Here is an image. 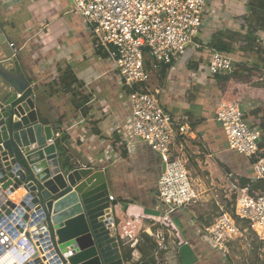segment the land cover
<instances>
[{
	"label": "crops",
	"instance_id": "1",
	"mask_svg": "<svg viewBox=\"0 0 264 264\" xmlns=\"http://www.w3.org/2000/svg\"><path fill=\"white\" fill-rule=\"evenodd\" d=\"M249 1L208 0L195 39L199 60L177 62L160 86L164 109L190 125V133L179 139L175 155L186 162L193 185L198 187L194 186L197 203L171 217L187 245L181 246L178 254L170 250L164 264L222 263L223 258L198 239L197 229L208 226L199 206L205 209V194L209 191L226 188V168L244 180L251 175L249 164L228 150L224 133L215 122L212 104L223 99L207 68L212 38L246 36L248 26L241 21L248 17ZM0 28L19 49L16 58L32 76L36 100L43 114L56 121V133L64 134L63 142L74 161L108 171L109 196L122 204L125 215L140 218L144 227L150 222H162L164 212L157 208L156 199L163 171L159 156L143 142L135 144L131 155L123 151V142L114 144L118 136L112 133L113 128L124 124L130 115L127 97L112 64L97 52L96 41L82 19L72 12L70 0H0ZM254 34L259 55L242 51L238 45L232 53L223 54L229 55L234 64L247 65L262 75L258 80L247 77L248 83L243 86L244 82L237 83V87L247 90L239 101L248 106L245 115H254L256 119L251 122L260 125L264 124V30L255 29ZM190 64L194 66L193 73L187 69ZM188 90L198 92L189 99ZM252 91L255 97L250 95ZM120 250L123 256L121 246ZM138 253L132 264L138 263Z\"/></svg>",
	"mask_w": 264,
	"mask_h": 264
},
{
	"label": "built area",
	"instance_id": "2",
	"mask_svg": "<svg viewBox=\"0 0 264 264\" xmlns=\"http://www.w3.org/2000/svg\"><path fill=\"white\" fill-rule=\"evenodd\" d=\"M72 12L82 19L103 54L112 64L121 88L127 97L130 115L112 133L118 136L114 143L123 142L124 152L131 155L135 144L143 142L157 153L164 170L157 182V208L164 212L162 222H150L144 227L142 220L125 215L123 206L113 196L108 197L114 218V233L122 248L146 246L150 238L155 248L151 251L156 264L168 260L170 250L178 254L187 245L178 228L171 221L180 209L193 206L198 194L186 168V162L175 155L181 137L190 133L186 121L176 120L165 111L160 96L155 91H145L150 80V70L145 55L154 61V69L161 73L170 70L180 61L186 49H198L195 39L202 25L208 0H70ZM250 14V13H249ZM16 56L19 49L9 44ZM207 68L211 76L230 75L234 62L227 54L208 50ZM149 67V66H148ZM143 88V89H142ZM248 106L237 101L220 100L214 119L224 133L228 150L241 156L248 164L249 182L240 189L231 213L220 208V215L211 225L197 229L200 242L219 254L223 260L230 257L231 245L242 237V231L252 232L258 242L264 243V194L252 190L257 182L264 183V157L259 150L264 147V129L248 122ZM59 134H56L58 136ZM83 168H92L81 165ZM238 222L245 223L241 230ZM15 226V223H11ZM0 222V264L9 251H14L11 263L28 262V242L23 234L12 239ZM10 244L9 249L5 246ZM126 264H132L126 261Z\"/></svg>",
	"mask_w": 264,
	"mask_h": 264
},
{
	"label": "water",
	"instance_id": "3",
	"mask_svg": "<svg viewBox=\"0 0 264 264\" xmlns=\"http://www.w3.org/2000/svg\"><path fill=\"white\" fill-rule=\"evenodd\" d=\"M9 44L0 28V222L12 239L26 238L25 264H126L108 171L74 161Z\"/></svg>",
	"mask_w": 264,
	"mask_h": 264
},
{
	"label": "trees",
	"instance_id": "4",
	"mask_svg": "<svg viewBox=\"0 0 264 264\" xmlns=\"http://www.w3.org/2000/svg\"><path fill=\"white\" fill-rule=\"evenodd\" d=\"M249 13L248 17H246L244 20L241 21L242 25H247L248 30L246 33V36H239L236 34H231L229 36L222 37L221 35H217L214 38H212L210 42V47L219 52V53H232L234 51V47L238 45L239 49L242 51H251L256 54H260L261 51L256 50V45L258 43V38H256L254 31L255 29H261L264 30V0H250L249 1ZM248 20H253L254 29L250 26L252 25V22H248ZM239 37V39H237ZM237 43V44H234ZM243 45V46H242ZM97 52L102 54V50L100 47L96 45ZM170 69V67H163L161 70V73L163 75L166 74V72ZM256 71V72H255ZM247 77L253 80H258L262 77L261 74L257 73V69H253L251 67H248L247 65H237L234 64L233 71L230 75H223V76H212V79L217 82L219 93L221 95V98L226 101H240L242 98V94L246 93L247 90L244 88H241L244 84L248 83ZM242 83V86L237 87V83ZM232 87V88H230ZM255 91V90H254ZM254 91L250 92V95L254 96ZM256 96L259 95V92L255 91ZM245 119L248 122H251V119H256L254 115L247 114L245 116ZM181 123V121H180ZM259 125V124H258ZM261 128H264V124L259 125ZM259 155L264 157V147H261L259 150ZM243 186H246L249 184L247 180L241 179L240 180ZM259 194H264V183L257 182L252 185V189ZM146 246H138L137 253L140 254V258L137 261L136 264H156L153 256L151 255V251L155 248L154 242L148 238L145 237ZM140 249L144 251H139ZM134 249L130 248H123V257L125 261H131L133 257H135L137 254H133ZM148 253V254H147Z\"/></svg>",
	"mask_w": 264,
	"mask_h": 264
},
{
	"label": "rangeland",
	"instance_id": "5",
	"mask_svg": "<svg viewBox=\"0 0 264 264\" xmlns=\"http://www.w3.org/2000/svg\"><path fill=\"white\" fill-rule=\"evenodd\" d=\"M248 22H252V25L250 27L254 29L255 27L253 25L254 24L253 20L251 21L248 20ZM192 59L197 60L198 57H197V54H195V50L193 46H189L186 49L184 55L181 57L179 62H181L182 64L184 63L187 64ZM145 60H147V62L149 61L148 62L149 67L147 66V68L151 72H150V80L143 88L145 91L147 90L155 91L160 97L161 96L163 97L164 92H162L160 86H162L161 85L162 80L166 81L165 79H166V75L168 74V71L166 72L165 75L160 74V72H158L157 69L153 68L154 61L152 59H150L149 57L145 55ZM191 64L196 65L197 62L195 61L194 63V61H192ZM191 64L190 66H188L187 69L193 73L195 70H194V66H192ZM196 92L198 91H195L192 94L191 90H188L187 94L189 95V99H192L193 97H195L194 94H196ZM216 103L214 102L212 104V106L215 107V110L218 104ZM175 120L176 122L181 121V119H175ZM203 153L207 155L204 151ZM188 169L190 168L188 167ZM226 170H227L226 171V184H225L226 188H222V189L215 188L209 191L208 194H205V200H206V202L204 203L205 209L201 206V204L199 206V210H203V213H204V217H205L204 224L211 225L214 222V220L220 215L221 213L220 208H224V210L231 213L233 211L234 201L237 195L240 193V189L245 187L242 185L240 181L243 178L238 176L235 173V171L231 172L228 170V168H226ZM192 176L194 177V173H192ZM194 186L198 190V187L196 185ZM252 190H254V188ZM238 226L241 230H245L246 228V225L242 222H238ZM230 249H231L230 257L224 260L225 262L222 260L221 264H264V243L258 242L257 238L254 236L252 232L248 231L244 233L242 231V237H240L236 242H234L231 245ZM139 251L142 252L144 250L140 249Z\"/></svg>",
	"mask_w": 264,
	"mask_h": 264
},
{
	"label": "bare ground",
	"instance_id": "6",
	"mask_svg": "<svg viewBox=\"0 0 264 264\" xmlns=\"http://www.w3.org/2000/svg\"><path fill=\"white\" fill-rule=\"evenodd\" d=\"M19 196H20V193H16L15 194V197H19ZM2 261L5 262V264H9V263L12 262L11 258H10V256L8 254L2 259ZM50 261H51L52 264H57V262H58L55 257H53Z\"/></svg>",
	"mask_w": 264,
	"mask_h": 264
},
{
	"label": "clouds",
	"instance_id": "7",
	"mask_svg": "<svg viewBox=\"0 0 264 264\" xmlns=\"http://www.w3.org/2000/svg\"><path fill=\"white\" fill-rule=\"evenodd\" d=\"M10 252H14V251L12 250V251H10ZM10 252H9V254H10ZM9 256L11 257L12 255L10 254Z\"/></svg>",
	"mask_w": 264,
	"mask_h": 264
}]
</instances>
